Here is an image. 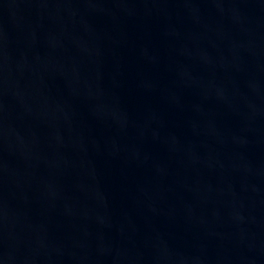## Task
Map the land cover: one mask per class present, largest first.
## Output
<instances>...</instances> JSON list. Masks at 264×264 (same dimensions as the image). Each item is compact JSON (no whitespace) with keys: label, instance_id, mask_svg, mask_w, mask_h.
<instances>
[{"label":"water","instance_id":"water-1","mask_svg":"<svg viewBox=\"0 0 264 264\" xmlns=\"http://www.w3.org/2000/svg\"><path fill=\"white\" fill-rule=\"evenodd\" d=\"M0 264H264V0H0Z\"/></svg>","mask_w":264,"mask_h":264}]
</instances>
